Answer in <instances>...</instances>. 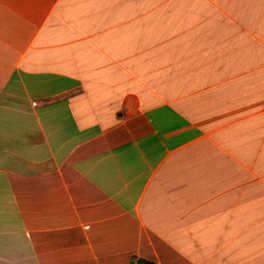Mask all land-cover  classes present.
<instances>
[{"label": "crops", "instance_id": "1", "mask_svg": "<svg viewBox=\"0 0 264 264\" xmlns=\"http://www.w3.org/2000/svg\"><path fill=\"white\" fill-rule=\"evenodd\" d=\"M264 264V0H0V264Z\"/></svg>", "mask_w": 264, "mask_h": 264}, {"label": "trees", "instance_id": "2", "mask_svg": "<svg viewBox=\"0 0 264 264\" xmlns=\"http://www.w3.org/2000/svg\"><path fill=\"white\" fill-rule=\"evenodd\" d=\"M132 264H155L151 261H145V260H136Z\"/></svg>", "mask_w": 264, "mask_h": 264}]
</instances>
